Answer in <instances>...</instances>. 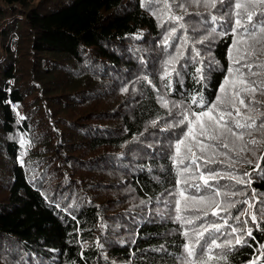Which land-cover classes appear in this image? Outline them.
<instances>
[{"label":"trees","instance_id":"obj_1","mask_svg":"<svg viewBox=\"0 0 264 264\" xmlns=\"http://www.w3.org/2000/svg\"><path fill=\"white\" fill-rule=\"evenodd\" d=\"M179 2L186 12L175 3L172 10L184 16L191 40L184 44L185 30L178 28L167 47L163 38L176 25L142 0H0V264H182L181 233L192 226L175 220V201L185 207L184 185H176L170 158L182 129L167 127L178 110L169 115L155 89L170 102L187 103L198 92L213 101L230 65L233 36L213 34L196 43L211 27L209 10ZM211 11L223 9L217 3ZM181 44L180 75L172 73L169 91L162 87L163 66ZM193 44L200 53L195 60ZM197 68L203 81L197 82ZM256 99L264 102V95ZM260 148L256 157L244 154L251 165L229 169L220 156L225 164L212 165L251 173L244 177L250 184L219 181L229 186L222 191L247 193L220 197L221 208L249 200L257 222L247 213L233 219L243 203L221 211L229 225L251 228L252 236L238 231L236 245L225 225L221 240L235 246L215 249L214 256L227 260L210 264H264V216L257 211L264 209V175L254 170L264 155V144ZM259 165L264 169V160ZM206 219L223 224L211 214Z\"/></svg>","mask_w":264,"mask_h":264},{"label":"snow or ice","instance_id":"obj_2","mask_svg":"<svg viewBox=\"0 0 264 264\" xmlns=\"http://www.w3.org/2000/svg\"><path fill=\"white\" fill-rule=\"evenodd\" d=\"M189 3L209 10L207 24L211 27L207 35L198 39L196 43H204L209 36L227 35L231 33L233 41L229 49L230 65L226 69V75L218 89L219 94L211 102L205 100L202 93H195L187 97V103L170 102L166 94L157 91L158 100L162 106L169 109L168 114L172 115V108L177 109V117L174 123H169L168 128L180 127V136L171 146L174 152L170 158L176 166L178 179L176 185L183 184L180 188L179 196L185 201V207L181 210V199H177L174 204V211L177 213L175 220L184 227L182 235L185 240L182 242L183 257L182 264H210L213 259L227 260L225 255L216 257L213 255L215 249H232L235 245L232 239H223L224 233L221 229L227 225L231 232L227 235L233 236L236 245H240L242 236L235 235L238 231L244 232L247 236H252V229H238L229 225L227 219L220 216V212H228L229 208L235 207V203H243L246 208H241L233 219L240 222L241 217L247 213L253 223L257 222L256 212H249L254 205L249 200L243 202L224 203L220 197L247 195L243 192L222 191L228 185H219L221 179L235 181L236 184H250L251 173L244 172L236 175L233 172H222L212 167V165L225 164L224 159H217V156L227 158V167L231 169L237 163L253 164L252 159H248L245 153H250L256 157V153L261 151L260 146L264 144V112L259 108L264 106V102L256 99V95H264V61L260 60V54L264 53V0H188ZM186 12L185 3L179 0H142V6L149 10H158L161 18L167 17V21L172 22L176 27L167 30V35L162 43L171 47V38L176 36L177 30L184 29V44L189 43L191 37L186 35V25L183 23L184 16L176 14L173 4ZM217 3L223 9L219 15L212 14L217 8ZM162 5L161 8L157 6ZM225 5H227L225 7ZM156 15V11L152 12ZM226 23V31L217 32V25ZM163 26V25H161ZM184 44L176 48V55L170 56L163 66L162 80L167 83L162 87L171 91L172 73L176 72L175 62L183 56ZM200 53L193 44V55L191 60L199 57ZM182 65L181 67H185ZM200 73L197 82L203 81V69L197 68ZM179 76L180 73L176 72ZM146 79V78H145ZM149 84L152 82L147 81ZM127 91V88L124 89ZM247 100V103H246ZM171 103V108H169ZM195 105V109L193 108ZM256 112L257 115L251 113ZM158 121H153V124ZM162 128L161 131H166ZM259 137V138H258ZM233 154L238 159L233 158ZM264 160V155L257 158L254 170L264 175V169H260L259 161ZM214 181L215 183H211ZM170 196H176V192H170ZM255 191L253 190V197ZM191 204H196L192 207ZM145 203V201H141ZM260 203V201H257ZM58 207V205H57ZM264 216V209H258ZM184 212L195 215H184ZM219 217L223 224L208 222L209 215ZM204 221L203 223H198ZM247 220L243 221L247 224ZM207 234V235H206ZM219 234V235H218ZM219 241V242H218ZM247 244V241H244ZM264 248V245L261 246ZM161 246L160 251H163ZM83 253H81V256Z\"/></svg>","mask_w":264,"mask_h":264},{"label":"bare ground","instance_id":"obj_3","mask_svg":"<svg viewBox=\"0 0 264 264\" xmlns=\"http://www.w3.org/2000/svg\"><path fill=\"white\" fill-rule=\"evenodd\" d=\"M121 254V253H120ZM124 254V253H123ZM136 254V253H135ZM118 255H119V253H118ZM114 255H112V259H114V257H113ZM134 257V256H133ZM116 258V257H115ZM118 260V259H117ZM117 260H116V262H117ZM114 261H115V259H114ZM122 262V261H121ZM128 263V262H127ZM133 263V262H132ZM112 264H113V262H112ZM118 264V263H117ZM122 264H123V262H122Z\"/></svg>","mask_w":264,"mask_h":264}]
</instances>
